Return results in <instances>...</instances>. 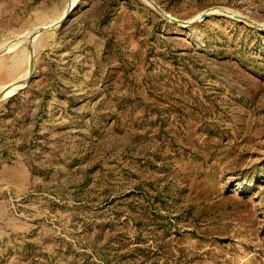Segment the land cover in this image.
<instances>
[{"label":"rangeland","instance_id":"1","mask_svg":"<svg viewBox=\"0 0 264 264\" xmlns=\"http://www.w3.org/2000/svg\"><path fill=\"white\" fill-rule=\"evenodd\" d=\"M70 1L0 0V89ZM74 1L0 101V264H264V0Z\"/></svg>","mask_w":264,"mask_h":264},{"label":"water","instance_id":"2","mask_svg":"<svg viewBox=\"0 0 264 264\" xmlns=\"http://www.w3.org/2000/svg\"><path fill=\"white\" fill-rule=\"evenodd\" d=\"M157 11H159L162 16H164L167 20L169 21H172L174 23H177V24H180L182 26H188L190 23L189 22H186V21H182V20H179L177 18H174L172 17L170 14L166 13L165 11H163L159 5H157L154 1L152 0H147ZM73 9V0L70 1L69 3V7L67 9V12L66 14L63 16V18L61 20H59V22L57 23H54L50 26H46V27H41V28H38L34 33L33 35L31 36L32 39H34V42H33V45L29 46L30 48V75L29 77L27 78V80L23 83L24 86L22 88H20L19 90H17L14 94H16L18 91L22 90L24 87H26L29 82L32 80V78L34 77L35 75V68H36V65H35V50L37 48V42H36V39L37 37H39L41 34H43L44 32H47L48 30H51L55 27H57L58 25L62 24V22L67 18V16L70 14V12L72 11ZM214 11H219V12H222V13H228L227 11H223L221 8H213L211 10H208L206 12H204L203 14H201L200 18L199 19H206L208 15H210L211 13H213ZM237 18L241 19V20H244L242 17H239V16H236ZM13 51L11 50H4L0 53V57L5 55V54H8V53H11ZM13 87L12 86H8L1 94H0V101L4 98H6V95L7 93L12 89ZM13 94V95H14Z\"/></svg>","mask_w":264,"mask_h":264},{"label":"crops","instance_id":"3","mask_svg":"<svg viewBox=\"0 0 264 264\" xmlns=\"http://www.w3.org/2000/svg\"><path fill=\"white\" fill-rule=\"evenodd\" d=\"M74 2H76V0ZM100 3H102V0H81L78 4L81 7L77 8L78 10L69 22L76 20L81 22L86 34H91L92 29L95 38L101 41V33L106 28L105 24H108V6L103 9ZM43 34H41V36Z\"/></svg>","mask_w":264,"mask_h":264},{"label":"bare ground","instance_id":"4","mask_svg":"<svg viewBox=\"0 0 264 264\" xmlns=\"http://www.w3.org/2000/svg\"><path fill=\"white\" fill-rule=\"evenodd\" d=\"M41 27H45V26H40V27H37L36 29H34L32 32H31V35H30V38H29V45H28V49H29V53H30V48H29V46H31V45H33V42H34V39H32V35H33V33L38 29V28H41ZM29 75H30V54H29V72L27 73V77L25 78V79H23V81L20 83V84H17V85H10V86H12L13 88L10 90V91H12V90H14V89H19V88H21L22 87V84L26 81V79L29 77ZM6 86H4V87H1V89H0V94L8 87H6ZM9 91V92H10Z\"/></svg>","mask_w":264,"mask_h":264}]
</instances>
